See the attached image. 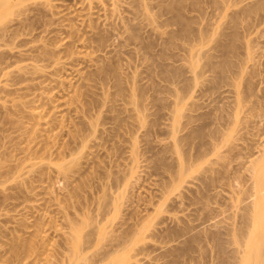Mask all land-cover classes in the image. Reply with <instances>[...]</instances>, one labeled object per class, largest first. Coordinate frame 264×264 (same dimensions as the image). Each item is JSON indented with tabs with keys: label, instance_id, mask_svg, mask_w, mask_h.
Listing matches in <instances>:
<instances>
[{
	"label": "rangeland",
	"instance_id": "obj_1",
	"mask_svg": "<svg viewBox=\"0 0 264 264\" xmlns=\"http://www.w3.org/2000/svg\"><path fill=\"white\" fill-rule=\"evenodd\" d=\"M263 166L264 0H0V264H242Z\"/></svg>",
	"mask_w": 264,
	"mask_h": 264
},
{
	"label": "bare ground",
	"instance_id": "obj_2",
	"mask_svg": "<svg viewBox=\"0 0 264 264\" xmlns=\"http://www.w3.org/2000/svg\"><path fill=\"white\" fill-rule=\"evenodd\" d=\"M226 46H229V45L227 44ZM258 177H259V184H260V189H261L264 186V166L260 169ZM262 202H264V199H262ZM259 211H258L259 213L257 212L258 213L257 215L255 214L257 217L255 216L256 220H255V223H253V225L258 226V228L260 227L259 229H261V230L258 233L257 239L261 240V239H264V209L262 211L261 210H259ZM242 214H245V213L242 212ZM245 215H247V213ZM247 216H245V217H247ZM241 223H244V222H241ZM234 229H235V234H233V238H234L235 241H237V243L241 244L242 240H241V238L238 235H239V233H241L242 230L239 231L240 227L239 228H234ZM256 229H257V227H256ZM231 230H233V229H231ZM243 231H244V228H243ZM228 233H230V229H229ZM220 235H221V233H220ZM212 239L214 241V245H215L216 250H217L216 253H218V256L221 257L220 261L225 262L224 261V252L225 251H224V247H223L224 246V243H223L224 240L221 239L220 236L218 237V235H214L212 237ZM262 241H263V245H264V240H262ZM257 242L252 244V246L250 247V249L248 250L247 253L244 252L245 255L242 256V258H243L242 264H256V263H263L264 262V248L258 249V247H255L256 244L258 246H260ZM259 242H261V241H259Z\"/></svg>",
	"mask_w": 264,
	"mask_h": 264
}]
</instances>
